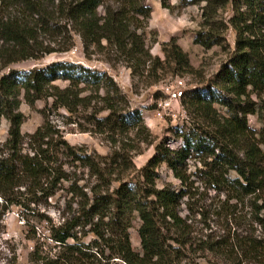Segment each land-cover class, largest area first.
I'll return each instance as SVG.
<instances>
[{
    "label": "trees",
    "instance_id": "trees-1",
    "mask_svg": "<svg viewBox=\"0 0 264 264\" xmlns=\"http://www.w3.org/2000/svg\"><path fill=\"white\" fill-rule=\"evenodd\" d=\"M109 1L0 0V71L23 60L61 51L46 43L45 38L49 34H63L60 20L66 22L62 27L67 33L75 31L80 36L85 51L91 45L100 47L103 40L126 49L136 63L133 72L140 67L149 71L171 63L185 71L193 70L187 53L174 39L164 48L165 60L156 66L160 58H154L147 47L146 32H139L152 14L145 0H118L116 8ZM160 1L166 6V0ZM192 1L193 4L206 2L202 7V26L208 28L196 33L195 42L205 48L221 45L227 26L218 22V11L229 0ZM100 7L103 13L99 12ZM233 11L230 22L236 33L234 54L212 79L189 90L181 100L200 122L174 129L181 139L178 147H170L165 141L158 143L140 171L139 183L120 181L112 193H94L93 203L83 207L87 221L97 219L91 232L103 240L108 253L105 249L92 250L90 244L79 243L74 232L78 222L73 219L58 226L51 224L49 238L58 250L53 254L44 244L37 245L30 254L32 261L38 264H111L118 259L125 264H181L185 252L180 247L185 251L188 247L191 255L200 252L201 257L207 253L231 260L241 256L264 264V237H255L250 229L240 230L234 223L230 225L228 218L224 228L212 234L205 233V227L197 220L188 188L158 186V170L162 164L186 186L188 161L198 156L205 165L211 166L209 179L213 187L227 194L221 211L242 221L236 208L247 196H252L250 203L254 215L251 222L264 227V205L258 203L264 193V152L254 141L247 142L242 153L234 149L241 141L239 137L246 136V116L255 110L242 108L244 116L240 117V110L233 107L234 96L242 97L248 89L264 91V0H233ZM58 80L68 85L60 88L55 84ZM80 87L82 90L114 88L119 92L107 72L66 60L28 71L11 68L0 77V123L2 118L10 122L9 154H0V207L7 209L14 205L34 211L32 204L52 196L55 182L62 177L54 174L50 166L52 158L44 150L33 154L23 152L21 126L24 116L19 110L22 101L33 106L39 100L53 97L56 105L72 111L73 106L80 104ZM215 104L230 108L231 115L224 118V122ZM104 120V127L107 125L115 134L136 128L140 131L145 127L138 109L119 111L111 107ZM40 132L41 129L36 136ZM81 159L93 165L89 156ZM94 171L103 175L100 169ZM231 171L237 173L235 177L230 175ZM188 194L189 213L183 215L182 205ZM231 199L236 200L235 204L230 203ZM135 213L141 220V251L133 248L129 233ZM204 216L207 217L205 213ZM244 219L247 220V215ZM174 242L179 246H173ZM210 256H206L209 258L207 264H219L211 261Z\"/></svg>",
    "mask_w": 264,
    "mask_h": 264
},
{
    "label": "rangeland",
    "instance_id": "rangeland-1",
    "mask_svg": "<svg viewBox=\"0 0 264 264\" xmlns=\"http://www.w3.org/2000/svg\"><path fill=\"white\" fill-rule=\"evenodd\" d=\"M192 0H166L163 6L160 0H145L151 6V17L146 21L145 28L139 29L146 32V43L152 56L160 58L156 66L165 60L164 48L172 39L184 52L187 53L192 71L182 70L178 65L150 69L140 67L133 72L135 60L124 48L108 44L105 40L101 46L91 45L85 51L80 36L75 32L67 33L62 27L66 23L59 21L63 34L46 35V43L61 51L46 53L40 58H31L10 65L0 71V77L11 68L28 71L45 66L55 61H71L107 72L113 79L119 92L115 89L89 87L84 90L80 87L81 100L78 106H73L72 111L55 104L54 98L49 97L37 101L33 106L25 100L22 101L20 112L23 114L21 132L23 136V152L32 153L44 150L51 156V169L55 175L62 176L56 181L54 193L48 198H43L38 204H32L34 211L24 207L10 206L7 209L0 207V264H38L31 260V252L35 246L48 248L54 254L58 248L49 238V227L66 223L75 219L78 226L74 229L79 243L90 244L92 250H104L103 240L98 239L91 229L97 219L87 221L83 207L93 203L94 193H112L120 181H141V169L152 157L155 146L165 141L170 147L176 148L181 144V139L175 135L176 127H190L200 122L197 115L189 113L183 106L181 99L169 100V93L180 88L186 94L189 90L203 86V83L212 79L222 65L229 60L236 49V33L230 22L233 11V0H229L218 11V22L227 26L221 45L205 48L195 42L196 33L207 30L203 27L202 7L205 1L192 3ZM113 7L119 5L118 0H110ZM103 7L99 12L103 13ZM222 26V24H221ZM149 67V63L147 68ZM60 88H65L68 82L58 80ZM78 90V91H80ZM120 94V95H119ZM123 97L122 98H120ZM233 97V96H232ZM23 98V97H22ZM233 107L239 111L240 117L244 116L242 108L255 110L246 116V136L239 137L235 151L242 153L247 142L254 141L264 152V91L254 92L248 89L246 95L233 97ZM116 110L141 111L144 126L140 131L130 129L118 134L113 133L107 125L105 117L110 108ZM221 120L229 118L231 110L227 106L215 104ZM161 113V114H160ZM9 129L10 122L2 118L0 123V154H9ZM41 129L39 135L37 131ZM90 157L93 165L81 158ZM196 156V155H195ZM81 157V158H80ZM117 161V162H116ZM116 162V163H115ZM200 157H192L187 165V183L181 185L173 172L162 164L159 168L160 179L158 186L171 185L174 188H188L191 204L197 211V220L205 227V233H215L225 227L226 218L229 224L239 226L240 230L250 229L258 238L264 237V227L260 226L253 218L254 207L250 203L252 196H247L244 203H238L235 216L226 215L220 206L227 200L224 191H218L210 181L211 169ZM95 169L103 171L100 176ZM235 171L230 175L235 177ZM52 182V180H51ZM188 186V187H187ZM24 189V188H23ZM185 197L182 205V214L189 213ZM258 200L264 205V193ZM231 199L230 203L235 204ZM204 213L207 217L204 216ZM247 220L244 219L246 218ZM264 218V217H263ZM238 224H237V223ZM141 220L138 214L132 218V227L129 229L132 246L136 251H141L139 228ZM72 241V240H71ZM179 246L178 243H172ZM182 256L181 264H207V253L191 255L188 247ZM227 259L226 257H212L210 260L219 264H261L256 259ZM192 259V260H191ZM111 264H125L115 259Z\"/></svg>",
    "mask_w": 264,
    "mask_h": 264
},
{
    "label": "built area",
    "instance_id": "built-area-1",
    "mask_svg": "<svg viewBox=\"0 0 264 264\" xmlns=\"http://www.w3.org/2000/svg\"><path fill=\"white\" fill-rule=\"evenodd\" d=\"M184 95V91L180 88H177L169 93V100H178L181 99Z\"/></svg>",
    "mask_w": 264,
    "mask_h": 264
}]
</instances>
